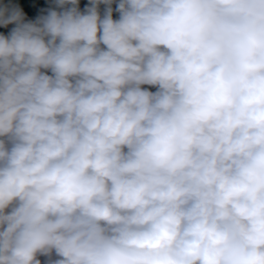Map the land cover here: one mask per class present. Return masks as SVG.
<instances>
[{
	"label": "clouds",
	"instance_id": "1",
	"mask_svg": "<svg viewBox=\"0 0 264 264\" xmlns=\"http://www.w3.org/2000/svg\"><path fill=\"white\" fill-rule=\"evenodd\" d=\"M114 2L0 0V264H264V0Z\"/></svg>",
	"mask_w": 264,
	"mask_h": 264
},
{
	"label": "crops",
	"instance_id": "2",
	"mask_svg": "<svg viewBox=\"0 0 264 264\" xmlns=\"http://www.w3.org/2000/svg\"><path fill=\"white\" fill-rule=\"evenodd\" d=\"M117 1V0H116ZM5 3H11L14 6H18L22 9V11L25 13V20H31L35 21L38 17L42 15H46L49 9H56L55 0H3ZM89 3V0H79V7L81 11H84V9H81L82 7H87ZM105 5H100V12L101 15H103L105 10ZM113 7V18L118 19L119 13L115 11L116 8V2L112 4ZM15 27V25H9L7 28L0 27V33H3L7 35L11 29Z\"/></svg>",
	"mask_w": 264,
	"mask_h": 264
},
{
	"label": "trees",
	"instance_id": "3",
	"mask_svg": "<svg viewBox=\"0 0 264 264\" xmlns=\"http://www.w3.org/2000/svg\"><path fill=\"white\" fill-rule=\"evenodd\" d=\"M88 6H89V3H88ZM81 9H85V7H82ZM41 260H42V264H43V262L45 261V258L41 257Z\"/></svg>",
	"mask_w": 264,
	"mask_h": 264
},
{
	"label": "built area",
	"instance_id": "4",
	"mask_svg": "<svg viewBox=\"0 0 264 264\" xmlns=\"http://www.w3.org/2000/svg\"><path fill=\"white\" fill-rule=\"evenodd\" d=\"M116 2H118V0H117ZM145 87H147V86H145ZM150 90H152V91H155V89H154V88H152V89H150Z\"/></svg>",
	"mask_w": 264,
	"mask_h": 264
},
{
	"label": "rangeland",
	"instance_id": "5",
	"mask_svg": "<svg viewBox=\"0 0 264 264\" xmlns=\"http://www.w3.org/2000/svg\"><path fill=\"white\" fill-rule=\"evenodd\" d=\"M50 74V73H49Z\"/></svg>",
	"mask_w": 264,
	"mask_h": 264
}]
</instances>
